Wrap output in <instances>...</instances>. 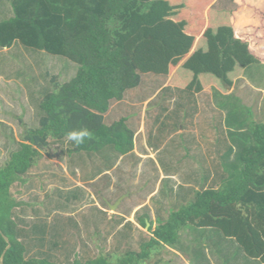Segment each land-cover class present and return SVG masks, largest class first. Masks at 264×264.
<instances>
[{"label": "trees", "instance_id": "16d2710c", "mask_svg": "<svg viewBox=\"0 0 264 264\" xmlns=\"http://www.w3.org/2000/svg\"><path fill=\"white\" fill-rule=\"evenodd\" d=\"M10 7L12 16L0 21L1 49L19 42L64 57L77 70L65 83L51 78V90L38 102L39 127L24 129L18 149L0 167V257L7 246L5 235L11 246L3 264H64L51 257L29 256L13 218L19 205L11 193L14 183L36 167L55 143H68L65 152L70 160L80 154L107 164L109 151L116 158L131 153L135 132L126 116L106 123L105 115L114 101L141 102L157 90L160 85L152 83L138 93L144 86L143 75L170 78L153 105L158 99H169L172 86L185 98L209 87L218 95L226 94L249 66L264 67V0H10ZM228 98L220 106L225 113L220 118L222 127L217 125L222 130L218 139L199 132V138H192L195 134L188 140V153L186 146L179 148L183 157L174 155L176 163H168L172 167L166 168L161 160L166 173L179 175L182 161L198 162L192 149L199 148L195 140L200 139L207 145L206 159L216 173L213 183L199 190L193 182L205 179L196 180L193 174L194 186L188 187L184 185L185 177L192 180L188 175H182L176 185L166 175L152 196L155 200L150 199L152 205L164 203L157 196L171 199L167 207L161 204L166 218L157 216L152 238L139 252L127 250L116 264H143L150 258L151 247L158 246L177 249L195 262L204 244L195 239L190 246L184 245L180 232L189 226L202 230V236L210 231L209 238L215 240L233 239L242 258L264 263V114L242 103L243 98ZM80 130L89 132L84 143L76 145L67 139L68 133ZM218 141L220 147L215 146ZM89 164L94 174L101 173L99 165L93 166L92 160ZM146 222L152 230L149 215L138 220L144 228ZM114 223L110 231L119 229L121 223ZM111 256L65 264H111Z\"/></svg>", "mask_w": 264, "mask_h": 264}, {"label": "rangeland", "instance_id": "374dc122", "mask_svg": "<svg viewBox=\"0 0 264 264\" xmlns=\"http://www.w3.org/2000/svg\"><path fill=\"white\" fill-rule=\"evenodd\" d=\"M0 2L1 19L9 13L10 0H1ZM76 70L77 65L64 57L49 55L43 51H35L22 46L19 42H15L9 50L0 48V120L6 123V125L0 124V167L8 160L9 154L18 149V142L21 139L24 129L27 127L34 129L39 127L38 102L44 93L51 90V78L56 77L57 81L65 83L75 76ZM244 75L245 76L238 80L233 87L227 90L226 94L220 95L222 101H224L226 96H229V98H243L242 103L248 107H252L253 110L257 112L264 114V67L262 65H251L245 71ZM156 76L157 75L154 74L143 75L142 82L144 86L140 87L141 91L138 90L139 92H136L143 94L148 87H152V83H158L164 78V76ZM147 84L148 87H146ZM158 84L161 85L162 83L159 82ZM161 88L162 85L158 86L154 93L156 94ZM209 92H215V89H210ZM187 98H189V96ZM154 102L156 101H151L147 106L152 108L154 104H151ZM193 103L194 108L196 109V102L194 101ZM122 104L123 103L117 104L115 101L111 103V107L105 115L106 123L119 120L122 116L132 117L134 121L131 118L127 125L135 132L134 139L136 142L134 148L136 146H139L140 148L139 144L142 145V149L140 148L142 150L141 155H144L143 158H146L144 159L145 161L142 159V162L138 164L135 160V156L138 158L137 153H140V150L134 149L129 155L124 157V160H122L116 168H113L119 157L116 158L111 156L109 151L105 162L109 164V170L113 168L110 172L113 175V181L108 176L100 178V180L95 182L91 188H86L89 189V192L93 195V197L91 195L90 197L81 187H75L77 180L73 177L74 174L72 173L82 171V166L84 167V165L78 160L71 161L66 157L65 151L70 147L68 143L52 144L51 148L48 149V154L43 155L40 162L31 171L36 176V184L34 187L27 188L26 186H23L25 188L24 199L28 200L29 206L38 209L41 212V216L44 213H48L49 215V211L55 206L56 209L58 208V211H67L72 215L74 213L76 222H81V216L85 215V218L88 221L92 222L95 220V224L90 225L89 229H75V221L72 219L74 217H70V219L64 217V219L61 218V216H55L54 222L57 223L56 228L62 229L64 226V229L58 231L60 236H50L51 244L50 246H46V248L43 246V248H39L40 246L35 244L37 249L30 252L29 256L40 255L47 258L51 257L52 259H55V261L65 264L68 262L72 263L76 259L84 260L87 258H96L111 254L112 256L109 258V262L111 264H116L127 250L139 252L142 245L152 238L151 234L156 226L157 216L161 215L162 217L164 216V219L166 218V213L163 211V207H167L171 202L169 197L158 198L157 196V200H164V203H158L156 205H152L151 202L149 203L147 200L148 198L155 200L156 197H152V194L156 192V188H158L160 181L165 178V175L168 176L169 174L163 170L162 173H164V176L160 178V173L158 176L153 167L149 165V162H146L151 159V156H149L148 150L144 147L145 139H143V137L146 136V134L142 137L143 134L138 133L137 130L140 120L139 116L134 117L132 110L126 108L130 105L125 104V107ZM143 106H145V104ZM210 106L211 104L209 101L205 103L204 101H199L197 110L193 116L195 117L193 122L194 125L199 124L200 126H203L206 124L205 120H209L211 113H209ZM184 108L194 109L191 106V103L185 104ZM145 109L146 108H144V111H138L139 115H142V113L143 115H146L147 111ZM152 113L157 114V110L154 109L150 112L149 115L151 117ZM223 113H225V111H223ZM262 114H260V116ZM147 132H149V129H147ZM165 135H167L165 132L152 134L151 141L155 143L160 141L166 143V141L162 140ZM208 135L210 136V134ZM191 137L199 138L198 133H192L189 131H185L182 134L176 133L175 136L173 135L170 138L171 140H168L166 151H162V154L160 155H165L169 160V163H174L175 156L172 154V151L175 154V151H180L179 148L183 149L184 146H186L184 151L188 153L191 146L187 144ZM182 138L184 140L180 141ZM211 138H213L214 141V139H218V135L214 137L211 136ZM195 142L200 146L199 148H195V152L194 148L192 149V156H194L195 160L199 159L198 162H202L205 155L207 156V149L202 148L200 139H197V141L195 140ZM180 144H182V147ZM173 145L179 147H173ZM218 145H220L219 141ZM80 156H83L85 161L89 159L84 155ZM100 162L97 159L92 161L93 165H99L98 167L101 171L103 168H108H106L107 164L102 161ZM172 166L173 165H168L165 167ZM66 169L69 174H73L71 178L65 175ZM182 175H185V173L183 174V170L179 172V176H177L179 178L176 177L175 179V177H170L172 184L176 185L180 178H182ZM188 176L191 177V174ZM73 178L75 179V183L72 180ZM56 181H60L56 184L63 186L64 189L59 195L54 194L55 189L51 186ZM193 181V178L192 180L190 179V182ZM193 183L196 184L195 188L199 190L202 187H209L208 182L199 183V181H197L196 183ZM212 183L213 182H211V184ZM46 186L50 189H47ZM86 187L88 186L86 185ZM31 189H35V191L31 192ZM44 191H46V194L41 193ZM127 192L128 195L122 199L118 207L115 210L110 211L107 203L117 200L120 196L127 194ZM74 196H76V198ZM146 201L149 205L143 206ZM93 203L99 205L101 209H98V206L94 207V205H91ZM87 206H89L88 208L90 209L94 208L92 209L94 215L91 211L84 213L83 208H86ZM90 209H88V211ZM81 210L82 212H80ZM144 215L150 216L153 223L152 230H149V226L144 228L138 224L139 218ZM115 220L119 221L122 225H125L120 226L121 229H118L120 231H118L117 228L110 231L109 226H112L113 224L115 226ZM128 222H131L132 225L129 226ZM81 224L82 222L80 225ZM116 230L118 233H115ZM83 232L84 234L81 235ZM202 232V230L195 229L193 226L185 227L180 232V239L184 242V245L189 244L188 246H190V242L192 243L195 239L203 241L204 247L201 250L202 254L200 257L199 255L195 257V263L201 261L200 259L205 255L206 257L210 256V260L207 261L208 264H240L237 260V255L240 250L239 247L230 248L225 244L228 243L235 246L233 239L227 241H225V239H223L224 241H222V239L215 240L214 238H209L211 235L210 231H205L203 236ZM120 234L122 238H119ZM70 237L73 238L75 244L71 241L72 239H70ZM60 239L63 241V243H61V248L52 244V242ZM79 239H83L88 243H80ZM64 244L66 245L64 246ZM217 248L221 250V261L214 255L218 251ZM55 249L57 250L54 251ZM151 251L150 258L145 259L143 264H194V262L187 260L185 253H181L177 249L158 246L156 248L151 247Z\"/></svg>", "mask_w": 264, "mask_h": 264}, {"label": "crops", "instance_id": "0c3cea01", "mask_svg": "<svg viewBox=\"0 0 264 264\" xmlns=\"http://www.w3.org/2000/svg\"><path fill=\"white\" fill-rule=\"evenodd\" d=\"M1 1V0H0ZM1 4V2H0ZM0 13H1V8H0ZM12 16V12H11V7L9 8V13L4 17L1 18V20L3 19H7L9 17ZM4 50H9L7 48H3ZM243 78V77H242ZM241 78V79H242ZM170 78L167 77L166 79H164L163 81H161V85L162 87H167L168 82H169ZM158 84V83H157ZM160 85V86H161ZM171 94H169L170 96L168 97L169 99H166L163 101V99H158L157 103L153 105L152 108H149L150 106H147L152 100H154V98H156V95L158 94V92L155 94L153 93L150 97H147L145 100L143 101H136V102H128V101H122L119 103H123L122 105L125 106V104L130 105L126 108H128V110H132L134 117H138L139 116V125L137 127L138 133H142V137L146 134V136L143 137V139H145V148L148 150L149 152V156H151L150 160H147L146 162H149V165L153 167V169L155 168L157 170V174L159 175L160 173V178L164 176L163 172V167L161 165V160L163 161L164 165L169 163V160L167 159V157L164 155H160L162 154V151H166V147L168 145V140H171L170 138L176 133H180L182 134L185 131H189L192 133H199V132H208L210 134V136L214 137L216 135H218V133H220L222 130L220 129V127H222V120H220V118L223 117V110H221L220 106H221V94H225V93H220V95H218L217 92H209L210 89H215L212 87L206 88L204 89L201 93H194L193 96H189V98H185V96L183 94H179L178 92H175V90L173 89L174 87H171ZM216 90V89H215ZM218 91V90H216ZM206 95V97H205ZM223 96V95H222ZM157 99V98H156ZM204 101L207 102L209 101V103L211 104L210 108H209V120H205L206 124L203 126L198 125H194V119L195 117H193L195 115V112L197 110V105L199 103V101ZM196 102V109L194 108V103ZM117 103V102H116ZM191 103V106L194 109H186L184 108L185 104ZM118 104V103H117ZM135 104V105H132ZM145 104V106H143ZM138 106H141L140 108ZM203 106V105H202ZM135 107V108H133ZM144 108H146L145 110L146 115L142 113V115H139L140 110L144 111ZM156 109L157 110V114L156 113H152V117L149 115L150 112H152V110ZM150 111V112H149ZM194 113V114H193ZM123 117V116H122ZM147 119H146V118ZM132 117H126L127 119V124L128 122L131 120ZM132 120L134 121V119L132 118ZM0 124L6 125L5 122H3L2 120H0ZM220 125V127H218L217 125ZM165 126V127H164ZM195 126V127H194ZM217 126V127H216ZM130 127V126H129ZM164 127V128H163ZM188 127H192V128H188ZM131 128V127H130ZM188 128V129H187ZM34 129V128H33ZM147 129H149V132H147ZM187 129V130H186ZM220 131V132H219ZM137 132V131H136ZM161 132H165L167 133V135H165V137L162 139L164 141H166V143H163L162 141H160V144L158 147H154L155 142L151 141L152 138V134H156V133H161ZM138 139V138H137ZM142 140V139H141ZM153 140V139H152ZM181 140H184L183 138ZM136 140L134 139V145H135ZM141 143V141H140ZM203 142H201L202 148L203 149H207V145L206 144H202ZM140 145V148L142 149V145ZM181 145V144H180ZM216 147H220V145H215ZM173 147H179V146H174ZM214 147V145L212 146V148ZM139 148V146L135 147L134 149H139L140 153L138 152V158L135 156V160L138 162V164H140L143 161H145L143 158L144 155L142 154V150ZM133 149V150H134ZM130 153L126 154V155H121L119 156V158L116 161V165L113 168H116L117 165L119 163H121L122 160H124V157L129 155ZM173 155H176V157H180V159H182L183 154H181L178 151L174 152L172 151ZM79 155V156H77ZM42 159V158H41ZM40 159V160H41ZM87 159V158H86ZM71 160H78L79 162H81V164L85 165L84 167L82 166V171L80 172H72L74 174L73 177H75V179L77 180L75 187H81L83 189V191H86L88 196H92V193L89 192V189L86 188H91L92 185H94L95 182H97L98 180H100V178L108 176L110 177V179L113 181V175L111 172V170L113 169H104L101 171L100 174H94L96 172H92L91 169H89L90 167V160H94V159H88L87 161H85V158L83 156H80V154H75ZM141 160V161H140ZM197 160V159H196ZM205 160V163H204ZM85 161V162H84ZM40 162V161H39ZM210 160L206 159V155L203 159L202 162H195L191 159H187L185 161H182V167L181 170H183V174L185 173L186 175H196V180H206V182H212L213 179H215L216 173L214 172L213 168L210 167ZM176 163V160L174 162V164ZM108 164V163H107ZM93 165V164H92ZM95 166V165H93ZM208 168V169H207ZM84 169V170H83ZM87 169V170H85ZM154 169V170H155ZM33 169H31L26 175H23L21 177V179L17 182L14 183L13 187H12V191L11 193L13 194V198L16 200V202L19 204L18 207H16L14 209V215L13 218L15 219L19 229L21 230L22 235V240L24 242V245H26V247H29V253L33 252L34 250H36V246L35 244L39 245V248H43L46 246H50L51 242H50V236H55V235H59L60 230L64 229V226L62 227V229H58L56 228V222H54V218L55 216H61V218L66 217V219H70V217H74L75 214L73 213L70 214L67 211H58L55 206L54 208L49 211V215L48 213H44L42 216L40 215L41 212L38 209L33 208L32 206H29L28 200H25L23 196L24 192H25V188L23 186L28 187H34V185L36 184L35 180H36V176L31 172ZM209 171V172H208ZM73 174H69V172H67V169L65 171V175L67 177H72ZM169 177L173 178L179 175L175 174V173H168ZM166 176V175H165ZM179 178V177H177ZM75 179L73 178L72 180L75 183ZM181 180V179H180ZM62 181V180H61ZM185 184L184 185H188V187L194 186L191 184L190 179L187 177H185L184 179ZM60 181H56L53 183V185H51L54 189H55V195H59L61 194L60 192H63V186H60L56 183H58ZM67 182V181H66ZM28 185V186H27ZM85 185V187H84ZM86 185L88 187H86ZM174 186V185H173ZM67 187V186H66ZM160 187V183L158 185V188ZM26 188V189H27ZM47 189H50L48 186H46ZM158 188H156V192L152 194V196L157 194ZM66 189V188H65ZM31 192L35 191V189H31ZM29 191V192H30ZM42 194H46V191L41 192ZM90 196V197H91ZM151 198H148V202L150 203ZM94 200V199H93ZM26 201V202H23ZM116 201V200H115ZM113 201V202H115ZM146 201V203H144L143 206H147L149 205V203ZM113 202H108V203H113ZM91 205H94V207L98 206V209H101V207H99V205H96V203H93ZM96 205V206H95ZM89 206H87L86 208H88ZM83 208L84 209V213L85 212H90L94 215V212L92 209H90L88 211V209ZM109 209V208H108ZM111 211V210H110ZM82 212V210L80 211ZM78 213V212H77ZM65 219V218H64ZM75 221V217L72 218ZM82 224L80 225L81 222H76L75 221V229H89L90 225H94L95 224V220L90 222L85 218V215H82L80 218ZM46 221V222H45ZM59 223V222H58ZM63 223V222H60ZM84 225V226H83ZM122 224H120L121 226ZM119 226V228H120ZM149 226V225H148ZM58 229V230H57ZM44 230V231H43ZM64 231V230H63ZM83 233H81V235H83ZM75 235V234H74ZM70 239H72L71 241H73V238L70 237ZM25 240V241H24ZM80 240V239H79ZM83 240V239H82ZM80 240V243L82 242L83 244L88 243L85 242L84 240L82 241ZM59 241V242H58ZM55 242H52V244L55 246H59L61 248V243H63V241L58 240ZM69 241V242H71ZM74 242V241H73ZM235 243V241H234ZM49 244V245H48ZM75 244V242H74ZM66 244H64L65 246ZM43 246V247H42ZM63 246V247H64ZM62 247V248H63ZM237 247V244L235 243V246L231 245V248H235ZM50 250H52L51 248H49ZM57 249H55L54 251H56ZM218 250V248H217ZM217 259H219L221 261V251L218 252L216 254H214ZM243 255L239 254L237 255V259H239V263L241 264H256L259 261L255 260V259H248L245 260V258H242ZM60 260V259H59ZM187 260H189L187 258ZM210 260V256L206 257L205 255L203 256V258H201V263H195L194 264H206L207 261ZM191 263V262H190ZM211 263V261H210ZM208 264V263H207ZM219 264V263H218ZM222 264V263H220ZM258 264H264L259 262Z\"/></svg>", "mask_w": 264, "mask_h": 264}, {"label": "water", "instance_id": "95a60500", "mask_svg": "<svg viewBox=\"0 0 264 264\" xmlns=\"http://www.w3.org/2000/svg\"><path fill=\"white\" fill-rule=\"evenodd\" d=\"M127 195H128V192H127V194L120 196V197H119L115 202H113L112 204L107 203V206H108L109 210H111V211L115 210V209L118 207V205L120 204V202L122 201V199H124V197H126ZM148 225H149V224L146 222V227H148ZM2 236H3L4 240H5V242L7 243V246H6L5 250L3 251V253H2V255H1V257H0V264H3V257H4V254H5V252L10 248V246H11V244H10V242H9V239H8L5 235H2Z\"/></svg>", "mask_w": 264, "mask_h": 264}, {"label": "clouds", "instance_id": "9594fccd", "mask_svg": "<svg viewBox=\"0 0 264 264\" xmlns=\"http://www.w3.org/2000/svg\"><path fill=\"white\" fill-rule=\"evenodd\" d=\"M88 136L89 132L87 130L72 131L68 133L67 139L75 142L76 145H80L84 143L85 138Z\"/></svg>", "mask_w": 264, "mask_h": 264}]
</instances>
